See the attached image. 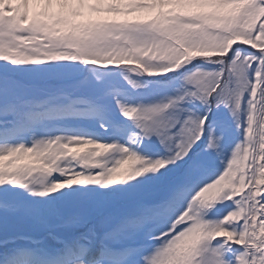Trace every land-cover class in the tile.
<instances>
[{"label":"snow or ice","instance_id":"obj_1","mask_svg":"<svg viewBox=\"0 0 264 264\" xmlns=\"http://www.w3.org/2000/svg\"><path fill=\"white\" fill-rule=\"evenodd\" d=\"M159 16L173 17L181 28L167 34L172 63L154 75L202 58L182 50L207 47L217 65L182 73L175 94L158 102L113 97L138 129L129 142L139 145L155 134L164 153L146 157L115 139L58 131L57 117L95 114L104 104L105 92L92 78L123 66L111 57L105 62L109 45H136ZM69 43L74 52L65 50ZM0 61V186L75 194L63 209L28 210L46 224L53 218L56 228L79 229L55 237L63 249L56 264H264V0H0ZM28 64L46 67H9ZM186 99L199 101L203 112L189 110L169 131L177 120L169 123L164 114ZM220 106L235 118L242 139L217 168L209 153L221 138L208 114ZM63 137L89 142L96 160L65 167L83 146ZM113 151L119 155L111 162L103 159ZM34 174L40 184L51 183L30 188ZM0 204L21 206L3 196Z\"/></svg>","mask_w":264,"mask_h":264},{"label":"rangeland","instance_id":"obj_2","mask_svg":"<svg viewBox=\"0 0 264 264\" xmlns=\"http://www.w3.org/2000/svg\"><path fill=\"white\" fill-rule=\"evenodd\" d=\"M196 64L195 61H191L188 63L185 67H193ZM200 66V65H199ZM211 66V65H210ZM21 67V70H43L45 69V64H28L25 65V67ZM23 67V68H22ZM125 66H120L119 68H109L112 69L110 72L114 76H109V78H105L100 76L99 80H96L95 77L92 79L95 81V84L102 88L105 92V101L102 106H100L99 111L96 114L95 117L103 118L104 121L110 122L115 125L113 129H111V135L112 140L115 139L118 143L121 142V137H126L127 134H123V132L134 130L135 132L138 131V129L135 126V123L132 119L124 117L119 109L117 108L115 104V99L120 100L123 103L126 104H147V103H154L158 102L160 100L166 99L168 96L174 95L176 92V89L180 86L182 83V80L179 78L181 75L174 77V74L176 75L180 71L177 72H170L167 74H160V76L168 75L171 79H167L162 81H157L155 79H152L150 84H147L146 79L144 80H138L134 79V77L131 76L132 79L137 80L140 82L142 86L133 88L131 87L123 78V76L120 73V68ZM211 69L207 68L206 70ZM187 71V70H186ZM184 71V72H186ZM137 75V74H136ZM120 79V80H116ZM247 94L245 93V96ZM204 106L196 100H189L186 99L183 102H180L178 107L170 108L166 111L164 114V118H170L169 123H171V119H176L177 124L173 127V129L169 131H175L176 128L179 127V122L183 120V118L189 114V110L193 114H199L203 112ZM68 117V116H65ZM239 117L241 121L244 120V111L241 110L239 113ZM117 120L122 122L119 124L117 123ZM67 121V120H66ZM208 122L213 124V126L216 129V135L220 136V141L218 145V151L215 153H209L214 165L217 168H222L223 164L221 163V158L226 159L233 148V146L242 139V130L238 129L235 126V118L231 116L228 112V109L224 106H220L218 108H213L209 114H208ZM144 138H142L140 145V149L137 150V152L143 156L146 157H155L157 154H163L165 149L164 146L160 143L159 138L152 134L150 136L145 137V140L151 145V147L147 146L146 144H143ZM199 143V142H198ZM128 145V144H126ZM130 148L132 146L128 145ZM133 149V148H132ZM199 150V149H197ZM119 153L113 151L109 154H107L103 159H108L109 162H111V159L109 157H116ZM179 163V161L177 162ZM145 175V174H142ZM60 191V190H58ZM61 191H65V193H71L70 188L62 189ZM71 200L74 198L75 194L71 193ZM57 196L61 195V192L56 194ZM60 202H62L63 206L65 207L66 203L64 202L62 196L58 198ZM46 205L47 202H43ZM225 204H230V201H224ZM222 205L217 204L216 208H221ZM215 209L208 212V217L211 218L214 215Z\"/></svg>","mask_w":264,"mask_h":264},{"label":"clouds","instance_id":"obj_3","mask_svg":"<svg viewBox=\"0 0 264 264\" xmlns=\"http://www.w3.org/2000/svg\"><path fill=\"white\" fill-rule=\"evenodd\" d=\"M171 16H159L149 22V25L154 27H147L138 34L136 45L129 46L128 44H122L119 41L113 42L106 49L105 62L111 57L118 64L125 67L120 68V73L124 79L131 80L130 74L148 75L152 76L156 73L166 71L172 63V48L167 38V34L170 32H178L181 28L179 23L173 22ZM65 50L68 52H74V49L70 46V43L65 46ZM183 55H199L202 58H210L215 55L207 47H201L196 49L193 53H189L187 50H182ZM138 86H142L139 81L135 80ZM68 143H74L76 145H82L83 148L72 154V159H65V167L71 166L72 160H78L79 163L87 164L95 161L97 157V150L89 146V142L83 140H77L75 137H63ZM63 146H59L55 149L53 155L59 159L63 155ZM126 154V153H120ZM114 157H109L113 159ZM39 182V181H38ZM51 182H49L50 184Z\"/></svg>","mask_w":264,"mask_h":264}]
</instances>
